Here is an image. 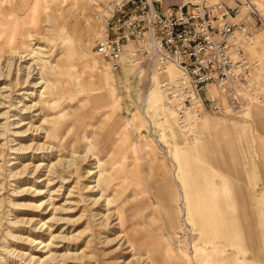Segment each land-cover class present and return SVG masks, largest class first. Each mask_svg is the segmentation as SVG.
Wrapping results in <instances>:
<instances>
[{
	"label": "rangeland",
	"instance_id": "1",
	"mask_svg": "<svg viewBox=\"0 0 264 264\" xmlns=\"http://www.w3.org/2000/svg\"><path fill=\"white\" fill-rule=\"evenodd\" d=\"M100 25L89 0H0V264H264V32L262 101L183 130Z\"/></svg>",
	"mask_w": 264,
	"mask_h": 264
},
{
	"label": "built area",
	"instance_id": "2",
	"mask_svg": "<svg viewBox=\"0 0 264 264\" xmlns=\"http://www.w3.org/2000/svg\"><path fill=\"white\" fill-rule=\"evenodd\" d=\"M103 21L96 54L114 72L146 71L158 77L164 105L189 130L202 117L237 115L262 101L261 63L248 49L264 32L257 0H89ZM101 30V31H102ZM177 71L171 77L169 68Z\"/></svg>",
	"mask_w": 264,
	"mask_h": 264
},
{
	"label": "bare ground",
	"instance_id": "3",
	"mask_svg": "<svg viewBox=\"0 0 264 264\" xmlns=\"http://www.w3.org/2000/svg\"><path fill=\"white\" fill-rule=\"evenodd\" d=\"M79 28V26L78 27H76V29H78ZM77 31V30H76ZM79 31V30H78ZM80 32H82L81 30H80ZM79 32V33H80ZM78 35H80V34H78ZM31 36H29V38H30ZM81 37V36H80ZM79 40V39H78ZM32 42L34 41L33 39L31 40ZM75 42V41H74ZM256 42V41H255ZM254 45H255V43L251 46V47H249V49H248V51L250 50V49H252L253 47H254ZM36 51H38L37 49H35ZM40 51V50H39ZM17 58V57H16ZM18 59V58H17ZM5 63V62H4ZM18 63H19V60H18ZM37 63V62H36ZM22 64V63H21ZM4 65V64H3ZM39 66V65H38ZM32 68H31V66L29 67V68H27V72L24 74V78H25V80H26V82H25V84L26 85H29L34 91H37V88H40V87H43V85H44V82L45 81H43V79H39V81L40 82H37V80L38 79H35L34 78V75H33V73H31V70ZM34 70H37V68H34ZM22 74V73H21ZM39 74V73H38ZM169 74H170V76L171 77H175V76H177V71L173 68V67H170L169 68ZM16 76H18V73H17V75ZM102 82H103V84L105 85V87H108L110 84H111V81H110V75L108 74V73H105L104 75H103V77H102ZM47 83V82H46ZM47 86V85H46ZM43 90V89H42ZM45 90V89H44ZM109 89L107 88V90L106 91H108ZM46 91V90H45ZM42 95H43V92L41 93ZM40 94V95H41ZM45 94V93H44ZM41 95V96H42ZM203 118V117H202ZM202 118H200V119H197L196 121H194L193 123H191L190 124V128L191 127H193V126H195V125H197L198 123H199V121H201L202 120ZM180 128V127H179ZM181 129V128H180ZM90 165V164H89ZM72 166V165H71ZM89 173H91V171H89ZM93 175V174H92ZM99 184V183H98ZM91 198V197H90ZM96 198V197H95ZM182 198V197H181ZM183 199V198H182ZM107 203V202H106ZM185 206V205H184ZM100 207V206H99ZM106 207V206H105ZM192 208V207H191ZM194 209V208H193ZM114 210V209H113ZM185 211V210H184ZM67 212V211H66ZM99 212V211H98ZM106 213H103V212H99V214H98V216H100V218L102 219V220H104L105 218H107V215H105ZM186 220V219H185ZM186 223V222H185ZM107 225V224H106ZM185 226V225H184ZM64 235V234H63ZM80 254V253H79ZM133 260V259H132ZM131 260V261H132Z\"/></svg>",
	"mask_w": 264,
	"mask_h": 264
},
{
	"label": "crops",
	"instance_id": "4",
	"mask_svg": "<svg viewBox=\"0 0 264 264\" xmlns=\"http://www.w3.org/2000/svg\"><path fill=\"white\" fill-rule=\"evenodd\" d=\"M236 1V0H235ZM226 2H228V3H233V2H230V1H227L226 0ZM255 48L253 47L252 49H250L249 51H253ZM206 121V120H205ZM204 120H201V121H199V123L197 124V125H200L201 123H204L205 122Z\"/></svg>",
	"mask_w": 264,
	"mask_h": 264
}]
</instances>
